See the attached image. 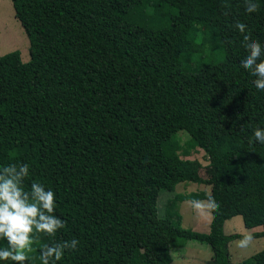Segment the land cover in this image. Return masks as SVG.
Wrapping results in <instances>:
<instances>
[{
    "label": "trees",
    "instance_id": "trees-1",
    "mask_svg": "<svg viewBox=\"0 0 264 264\" xmlns=\"http://www.w3.org/2000/svg\"><path fill=\"white\" fill-rule=\"evenodd\" d=\"M255 3L248 13L244 0H11L29 59L0 56V167L28 164L25 189L52 190L65 222L54 237L34 234L25 264L73 239L56 264H171L189 240L230 264L229 241L245 235L224 233L236 215L264 236V144L253 140L264 92L241 67L245 34L264 46ZM196 149L210 178L182 157ZM181 182L209 190L176 194L160 215L159 191ZM209 195L219 205L209 231L183 228L177 201ZM235 264H264V248Z\"/></svg>",
    "mask_w": 264,
    "mask_h": 264
},
{
    "label": "clouds",
    "instance_id": "clouds-1",
    "mask_svg": "<svg viewBox=\"0 0 264 264\" xmlns=\"http://www.w3.org/2000/svg\"><path fill=\"white\" fill-rule=\"evenodd\" d=\"M244 4L248 13L258 10L255 0H244ZM234 27L243 34L247 26L237 22ZM243 41L248 54L241 61V67L255 77L252 81L255 88L264 92V46L248 34L243 36ZM253 140L264 144V128L253 129ZM28 176V164L0 167V240L6 242V247H0V261L7 264H25L29 259L27 254L35 243L34 234L54 237L58 230L65 227V222L54 215L55 193L37 182H32L26 190L24 182ZM192 204L197 209H206L209 214L219 208L211 195L206 202L192 201ZM252 239L250 234H245L237 246L247 248ZM77 245L75 239L45 244L40 248V260L42 264H56L65 250H74Z\"/></svg>",
    "mask_w": 264,
    "mask_h": 264
},
{
    "label": "rangeland",
    "instance_id": "rangeland-1",
    "mask_svg": "<svg viewBox=\"0 0 264 264\" xmlns=\"http://www.w3.org/2000/svg\"><path fill=\"white\" fill-rule=\"evenodd\" d=\"M175 11V10H174ZM17 51L23 62L29 59V41L20 22L14 16V10L11 0H0V56L10 52ZM206 58L203 59L205 61ZM180 142L184 145L188 136L184 132L179 133ZM182 155V154H181ZM182 157L188 159H197L201 163L200 175L204 178H210L213 175L208 159L202 149L191 151L190 155ZM208 191L209 186L199 185L192 182H181L176 184L174 190L161 189L158 193L157 207L160 215L164 214L165 205L172 200L176 194L179 197H185L191 192ZM202 202L207 199L203 198ZM175 210L179 213V223L183 228L192 229L198 232H208L211 220V214L204 208L197 209L192 201L178 200ZM224 233L249 234L253 231L247 228L240 215L233 216L224 222ZM252 241L247 248H240L237 242L240 238H235L228 243V259L230 264H235L250 255L264 248V236L252 237ZM35 244L32 245V251L27 255L31 257L35 253ZM172 256L171 264H211L212 249L209 244L201 243L195 240L187 241L183 246L172 247L170 249Z\"/></svg>",
    "mask_w": 264,
    "mask_h": 264
},
{
    "label": "crops",
    "instance_id": "crops-1",
    "mask_svg": "<svg viewBox=\"0 0 264 264\" xmlns=\"http://www.w3.org/2000/svg\"><path fill=\"white\" fill-rule=\"evenodd\" d=\"M251 229H253V231H258V230H260L259 228H251ZM252 231V232H253ZM250 233V232H249ZM248 234V233H247Z\"/></svg>",
    "mask_w": 264,
    "mask_h": 264
}]
</instances>
